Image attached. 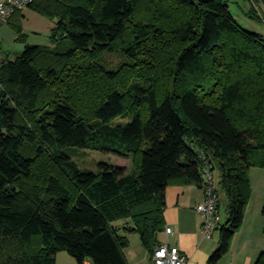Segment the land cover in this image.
Returning <instances> with one entry per match:
<instances>
[{"label":"trees","instance_id":"16d2710c","mask_svg":"<svg viewBox=\"0 0 264 264\" xmlns=\"http://www.w3.org/2000/svg\"><path fill=\"white\" fill-rule=\"evenodd\" d=\"M249 1L264 22V0ZM29 7L55 24L50 44H28L21 10L8 22L25 46L0 61V264H56L61 251L78 264H129L132 233L152 255L166 187L204 188L206 166L228 200L206 263L217 264L242 226L250 170L264 169V35L225 0ZM77 149L131 167L80 171ZM262 216L264 234V204Z\"/></svg>","mask_w":264,"mask_h":264},{"label":"crops","instance_id":"0c3cea01","mask_svg":"<svg viewBox=\"0 0 264 264\" xmlns=\"http://www.w3.org/2000/svg\"><path fill=\"white\" fill-rule=\"evenodd\" d=\"M32 10L29 6L21 9L22 32L26 35V43L28 44L33 43L30 42V34L25 23V18L29 16V12ZM50 22L49 28L51 30L55 21L50 20ZM4 25H0L1 39H4V35L11 36L12 50L17 55L20 54L24 49L25 43L17 41V34L9 24L8 27H4ZM8 28L10 29L9 31ZM30 29L33 30V28ZM258 169L253 167L250 170L252 194L245 209L242 226L233 236L229 252L217 264H254L259 253L264 250L262 216V206L264 204V173L263 171H257ZM254 177L259 181V184H256V188L258 189L257 193H255V186L253 184ZM205 196V189L195 184L171 183L165 190V206L163 211L165 228L170 227L172 233L166 234L163 231L159 233L158 238L161 243L177 246L187 257L185 264H206L210 255L218 247L211 239L212 236L211 238H205L201 234V227L205 218L197 212L196 206L204 202ZM219 207L220 202L218 201L217 214L220 225ZM115 224L123 225L124 221H118ZM60 253L58 252L56 255V264H58V256ZM145 253L141 260H131L127 255L126 257L129 264H149L151 255L147 250ZM84 264H91V262L86 260Z\"/></svg>","mask_w":264,"mask_h":264},{"label":"rangeland","instance_id":"374dc122","mask_svg":"<svg viewBox=\"0 0 264 264\" xmlns=\"http://www.w3.org/2000/svg\"><path fill=\"white\" fill-rule=\"evenodd\" d=\"M229 5V9L235 20L244 28L259 32L264 35V22L257 21L251 18L248 13L251 8V4L249 0H225ZM25 23L28 28V32L30 34V42L33 44H50L49 35L50 28L49 24L50 19L42 16L35 10L29 12V16L25 18ZM4 25V24H2ZM8 27L6 23L4 27ZM30 28H33L31 30ZM10 29L8 28V31ZM0 35V61L6 58L14 59L17 56V53L12 50V42L10 41V37L4 35V39H1ZM129 119H123L121 117H117L115 121L127 122ZM72 160L76 164V167L80 171H96L98 170V166L100 163H107L110 165L124 167L126 169L131 167V160L128 157L117 156L114 154H104L97 150H89V149H77L76 153L72 155ZM257 171H263L264 169L259 168ZM213 179L214 184L218 190L219 196V217L220 224H224L228 218L227 215V196L225 192L220 188L218 184L219 176L218 170L215 169L213 171ZM253 184L255 186V193L258 192L256 188V184H259V181L254 177ZM130 237V245L125 249V253L131 260L138 259L141 260L146 254V249L142 245L140 241V237L137 233L129 234ZM216 245H219V231L216 229L213 231V235L211 238ZM58 264H78L77 261L70 256L66 251H61L58 256ZM92 264V263H91Z\"/></svg>","mask_w":264,"mask_h":264},{"label":"built area","instance_id":"2783aa9c","mask_svg":"<svg viewBox=\"0 0 264 264\" xmlns=\"http://www.w3.org/2000/svg\"><path fill=\"white\" fill-rule=\"evenodd\" d=\"M34 0H0V25L9 22L17 10L28 7ZM205 200L196 206L197 212L203 215L205 221L201 227V234L205 238H211L214 229L219 225L217 205L218 192L214 184L213 172L208 166L203 169ZM166 234H171L170 227L165 228ZM187 257L177 246L161 243L156 246L151 255L149 264H185Z\"/></svg>","mask_w":264,"mask_h":264}]
</instances>
